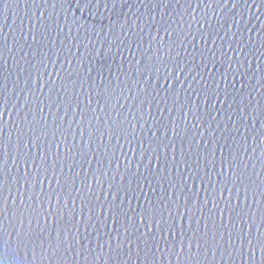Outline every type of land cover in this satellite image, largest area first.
Here are the masks:
<instances>
[{"label":"water","instance_id":"95a60500","mask_svg":"<svg viewBox=\"0 0 264 264\" xmlns=\"http://www.w3.org/2000/svg\"><path fill=\"white\" fill-rule=\"evenodd\" d=\"M0 157L3 264H264V0H4Z\"/></svg>","mask_w":264,"mask_h":264},{"label":"snow or ice","instance_id":"6c2138e0","mask_svg":"<svg viewBox=\"0 0 264 264\" xmlns=\"http://www.w3.org/2000/svg\"><path fill=\"white\" fill-rule=\"evenodd\" d=\"M61 3L67 4L69 7L71 6V3L73 2V0H60ZM75 2L78 5H83L85 7V9H91L94 5L99 8L100 5H107L109 2H115V0H75ZM4 0H0V4H3ZM74 23L79 25V27L81 29H84L85 32H87L89 30V28L87 27V20H74ZM2 157H0V172H2ZM0 181H2V175H0ZM0 207H2V201H0ZM81 219H83V217H81ZM39 226V225H37ZM67 240V237H65V240L60 241V243H65ZM251 243V242H250ZM261 250L264 251V240H261ZM3 254V250L2 248H0V255ZM0 264H3V261L0 260Z\"/></svg>","mask_w":264,"mask_h":264}]
</instances>
